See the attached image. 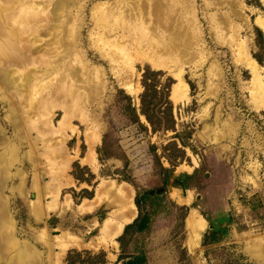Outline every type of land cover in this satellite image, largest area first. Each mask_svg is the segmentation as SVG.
<instances>
[{
  "label": "rangeland",
  "instance_id": "obj_1",
  "mask_svg": "<svg viewBox=\"0 0 264 264\" xmlns=\"http://www.w3.org/2000/svg\"><path fill=\"white\" fill-rule=\"evenodd\" d=\"M123 1L0 0V71L14 84L0 82V206L9 220L0 238L13 229L15 244L5 249L15 255L31 245L43 264H65L71 249L102 250L103 264L140 252L143 264H264V35L255 24L264 19V3L225 0L206 9L194 1L195 22L183 11L174 21L194 37L192 52L163 57L150 47L163 31L154 29L151 10L146 22L131 24ZM215 13L229 15L236 41L229 29L223 37L214 29ZM149 57L160 58L159 67ZM145 68L161 70L159 81L171 79L170 129L160 122L151 130L142 115L139 128L123 113L124 94L138 112ZM179 71L187 86L180 100ZM28 74L29 87L22 82ZM182 173L187 184L173 185ZM120 187L150 220L143 231L123 233L138 214L134 204L131 221L106 235V225L114 234L131 216L115 194ZM171 191L190 192L191 201H177ZM191 208L205 221L193 249ZM221 215L216 240L207 241L209 220ZM68 237L78 244L61 254Z\"/></svg>",
  "mask_w": 264,
  "mask_h": 264
},
{
  "label": "bare ground",
  "instance_id": "obj_2",
  "mask_svg": "<svg viewBox=\"0 0 264 264\" xmlns=\"http://www.w3.org/2000/svg\"><path fill=\"white\" fill-rule=\"evenodd\" d=\"M151 3L148 5L147 0L146 2H144L143 0H124L123 2V8H127L128 12H130L129 14V22L131 23L133 20H141L139 22H141L142 24L144 22H146L147 18H148V14H147V9L149 8L151 11V23L155 28H157V30L159 28H163V31H161L158 35V38L160 41H156L155 39V43L157 44L155 47L153 46L154 42L150 43V47L152 49H156L159 51L162 50V52L164 53L163 57L166 56L165 54H167L168 56L171 54H173L174 52H178L180 53L181 55H184L188 54L189 51L192 49V41L194 39V37L190 36L187 37L188 34L186 33H182L180 32V30H176L175 28L177 27L175 24H174V21L175 23L177 22L175 19L177 18V16H180L178 15L180 11H183L182 13H184V15H188L191 17V24L193 22H195V18H196V11H195V2L196 0H191V2L189 1V3H187L186 0H149ZM205 6L206 9H219L221 8L224 4L226 5L228 1H225V0H201ZM261 2L264 3V0H261ZM57 9L59 10L60 9V6L61 8L64 5V1H61L59 4H57ZM121 6V5H120ZM185 8V9H184ZM125 10V9H124ZM181 13V14H182ZM224 14V13H223ZM232 14H234V16H236V12L235 11H232ZM225 15V14H224ZM227 15V14H226ZM186 16V18L188 17ZM127 17V19H128ZM147 17V18H146ZM211 17V15L209 16ZM134 18V19H133ZM178 19V18H177ZM190 19V18H189ZM132 20V21H131ZM184 20V19H183ZM182 21V20H181ZM187 21V19H186ZM211 22L212 24H214V29H216L219 34L223 37V31L226 32L227 31H231V36H229L232 41L233 39H235L234 35H235V26L233 24V21L230 20L229 18V15L228 16H222V15H216V13L214 15H212L211 17ZM136 23V22H135ZM138 23V22H137ZM149 23V21H148ZM184 23V22H183ZM132 24V23H131ZM190 24V25H191ZM255 24L258 25V27L262 30L263 32V35H264V19L259 17V18H256L255 20ZM151 25V24H150ZM185 25V24H184ZM188 25V24H187ZM180 26V25H179ZM184 27V26H183ZM183 27H179L181 28V31L183 29ZM186 27V26H185ZM177 28V29H179ZM229 29V30H228ZM187 31V29H185ZM189 30V29H188ZM3 31V30H2ZM1 31V32H2ZM153 31V30H152ZM237 33V32H236ZM157 34V33H156ZM194 34V33H193ZM226 34V33H225ZM230 35V33H229ZM105 36V35H104ZM125 38V36H122ZM117 38V37H116ZM154 38V37H153ZM121 39V38H120ZM123 41V39H121ZM120 41V40H119ZM120 41V42H122ZM147 41V40H146ZM197 41V40H196ZM236 41V39H235ZM105 42V41H104ZM124 42V41H123ZM180 42V44H182V48L181 47H178L176 48V43ZM148 43V42H147ZM197 43V42H196ZM143 45V43H142ZM155 45V44H154ZM138 46V44H137ZM158 46V47H157ZM141 47V45H140ZM238 47V46H237ZM1 49V47H0ZM119 49V48H118ZM148 49V48H147ZM150 49V48H149ZM155 50V51H156ZM241 50V49H240ZM243 50V49H242ZM125 51V49H124ZM142 51V50H141ZM122 52V51H120ZM140 52V51H139ZM157 52V51H156ZM192 52V50H191ZM244 52V51H243ZM123 53V52H122ZM177 53V54H178ZM152 54V53H151ZM150 54V56H151ZM157 54V53H156ZM143 56V55H142ZM158 56H159V53H158ZM157 55L154 56L155 57H158ZM161 56V54H160ZM167 56V57H168ZM188 56V55H187ZM125 57V56H124ZM182 57V58H183ZM150 58V57H149ZM148 59V58H147ZM159 59V60H158ZM157 60H154L153 57H151L149 60H150V63H152V65L154 66H157L159 67V64L158 62H161L160 58H158ZM166 59V58H165ZM163 59V60H165ZM186 59V58H185ZM18 60V59H17ZM162 60V61H163ZM253 62V63H252ZM252 69H253V73H254V77H258V73H259V67H257L256 63H254V61H252ZM11 63V62H10ZM162 64V63H161ZM249 64V63H248ZM2 68V67H1ZM251 68V67H250ZM5 68H3L4 70ZM3 70L0 71V82L1 84H4L6 86H10L12 87L13 85L8 81L11 80L10 79V75L11 73L8 75L9 71L7 72H3ZM10 70V69H9ZM261 70L264 72V69H262L261 67ZM251 72V71H250ZM24 73V72H23ZM17 74V73H16ZM180 74L181 72L179 71L178 73L174 74L175 75V80L177 81V85H176V88H175V94L179 95L180 92H181V98H178V100L180 99H184L185 96H186V93H187V86L184 82L181 81L180 79ZM20 75V74H19ZM13 76V75H12ZM6 77V79H5ZM15 77V75L13 76ZM12 78V77H11ZM259 78V77H258ZM21 79V78H20ZM24 80V81H23ZM22 80L23 83H25V86L28 85L29 87V84L32 82V77L30 76V74H28L24 79ZM260 80H262V84H263V96H264V76L263 78H260ZM4 81L8 84H5ZM18 81V80H17ZM21 81V80H20ZM22 83V85H23ZM21 86V85H20ZM24 86V87H25ZM9 87V88H10ZM28 87H25V88H28ZM262 86H260V89H261ZM14 88V87H13ZM24 88V89H25ZM174 88L172 90H174ZM261 91V90H260ZM179 95V96H180ZM177 97V96H176ZM187 97V96H186ZM26 112V111H25ZM25 114V113H24ZM17 121V120H16ZM1 165V164H0ZM186 170V169H185ZM184 170V171H185ZM190 172V171H189ZM2 184V182H0ZM107 186V185H106ZM110 187V185H109ZM177 190V189H176ZM124 192V191H123ZM172 192V191H171ZM121 194L122 193V187L118 188L117 191L115 192V194ZM173 198H175L177 201H180L182 203H188L191 198V194L190 192H187L185 194L184 197H181L179 194H177L176 191H173L172 193H170ZM126 195V194H125ZM122 196V199L124 200L125 203L128 204V207L127 209L130 211V215L127 219H125V221L121 224H118L117 227H115V232L113 234V229L111 226L109 225H106L105 228L107 229V231H110L108 232V234L106 235H118L119 232L121 231V228L123 226L124 223H127L129 221H131V219L134 217L135 215V206L132 202V199H129L127 196H124L123 194H121ZM171 196V197H172ZM120 200V198H119ZM178 202V203H180ZM1 204V203H0ZM122 205V204H121ZM40 211V210H39ZM37 215V214H36ZM42 218L41 215H37V220H40ZM121 220V219H120ZM7 222H9L8 220V217H6V213L4 211V205L3 207L0 206V232L2 229V226H4ZM114 225V224H113ZM125 225V224H124ZM205 226V221L204 219L197 213V211L194 209V208H191L190 210V214H189V217L186 221V227L188 229V238H191V240H193L192 243H189V247L190 249H193L194 247H196L197 245V242H198V237H199V234L200 232L202 231V229L204 228ZM109 228V229H108ZM13 230V229H12ZM11 230V231H12ZM105 230V229H104ZM9 231V229H8ZM11 231H9V233H4L5 235H1V240H0V264H43L42 263V259L40 257V255L34 250V248L31 246V245H26L25 248L23 249V251L21 252H17L13 253V251H8V249L11 247L10 244H11V241H12V238L14 237V232L11 233ZM3 233V232H1ZM69 240V237L67 238ZM14 241V240H13ZM43 241V244L46 245V248L50 251L51 250V244L49 243V240H44L42 239ZM187 241V240H186ZM189 241V240H188ZM187 241V242H188ZM78 244V241H76L74 238H71L70 237V240L68 242H65L62 247H63V250L60 251V253L62 254L65 249L69 246V245H76ZM13 245V244H11ZM15 245V244H14ZM13 245V246H14ZM10 246V247H9ZM55 246V245H54ZM77 246V245H76ZM79 246V245H78ZM84 246V245H83ZM9 247V248H8ZM57 247V246H56ZM5 248H8V249H5ZM69 248V247H68ZM61 249V248H60ZM11 250V249H9ZM15 250V249H14ZM9 253V254H8ZM58 254V253H57ZM59 256V255H58ZM26 258V261H24L23 259L21 258ZM57 257V256H56ZM51 259V258H50ZM56 259V258H55ZM52 260V259H51Z\"/></svg>",
  "mask_w": 264,
  "mask_h": 264
},
{
  "label": "trees",
  "instance_id": "obj_3",
  "mask_svg": "<svg viewBox=\"0 0 264 264\" xmlns=\"http://www.w3.org/2000/svg\"><path fill=\"white\" fill-rule=\"evenodd\" d=\"M259 33V31H258ZM161 70H150L145 68L141 74L140 85L142 91L138 94V112L136 107L132 104L128 95L124 94L125 104L123 105V113L130 123L136 124L139 128L145 126L139 119V115H142L145 121L150 125L151 130H155L157 123L162 122L161 126L165 129H170L173 124L172 117V106L167 98V90L171 83V79L165 78L159 81L162 77ZM78 181H86L82 177L73 175ZM187 174H179L172 179L173 185H180L184 187L187 183ZM134 204L138 210L137 216L128 224L124 225L123 233H126L128 228H132L135 232L143 231L147 228L149 218L146 214H140V203L136 197ZM225 217H214L213 220H209V230L206 233L207 241L216 240L217 233L220 231V221ZM120 238V237H119ZM118 241H120L118 239ZM104 253L102 250L98 252H91L88 250H75L71 249L66 252L64 261L65 264H103ZM121 260L120 264H143L144 256L143 253L135 255H125L118 257Z\"/></svg>",
  "mask_w": 264,
  "mask_h": 264
},
{
  "label": "water",
  "instance_id": "obj_4",
  "mask_svg": "<svg viewBox=\"0 0 264 264\" xmlns=\"http://www.w3.org/2000/svg\"><path fill=\"white\" fill-rule=\"evenodd\" d=\"M156 191H159V189H158V190H156Z\"/></svg>",
  "mask_w": 264,
  "mask_h": 264
}]
</instances>
